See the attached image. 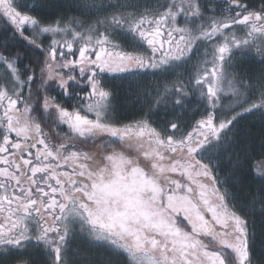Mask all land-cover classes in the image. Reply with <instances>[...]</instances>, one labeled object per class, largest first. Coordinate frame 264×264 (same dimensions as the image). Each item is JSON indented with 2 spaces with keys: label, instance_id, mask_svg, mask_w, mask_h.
<instances>
[{
  "label": "snow or ice",
  "instance_id": "obj_1",
  "mask_svg": "<svg viewBox=\"0 0 264 264\" xmlns=\"http://www.w3.org/2000/svg\"><path fill=\"white\" fill-rule=\"evenodd\" d=\"M47 7L0 0V264H92L83 236L123 264H257L264 139L238 129L264 118V0ZM115 80L152 81L139 117Z\"/></svg>",
  "mask_w": 264,
  "mask_h": 264
},
{
  "label": "trees",
  "instance_id": "obj_2",
  "mask_svg": "<svg viewBox=\"0 0 264 264\" xmlns=\"http://www.w3.org/2000/svg\"><path fill=\"white\" fill-rule=\"evenodd\" d=\"M43 3L49 5V7L45 8L44 11L50 12V11L56 10L54 5L59 3V2L55 1V2L50 3L49 1L43 0ZM76 13L77 12H75L74 10H71V9H69L65 12L66 15L78 16ZM151 86H152V83L151 84L149 83L148 87L144 86V85H142L141 87H138V85L136 86L134 84H127V85L125 84L124 85V84H117V83H116V85H111L112 90L117 97L116 104H114V107L116 109V111L114 112L115 117L117 119H120V118H129L130 119L132 117H139V115H141L142 113H141V100L137 98L138 89L149 88ZM161 108H163V106H161ZM146 110L147 109H145V111ZM157 111L159 114L153 117V120L155 123H162L165 118H170L168 113L163 112L159 109ZM184 119L188 120L186 117H184ZM125 122H127V120H125ZM239 128L244 129V133L242 134V136L239 134V129H238L239 137L241 139H243L244 141H246L251 148L255 149L256 143L254 141V138L258 134V132L256 133V129L261 128V127L257 125L255 120L248 119V120H245L244 122H242ZM244 181H245V183H249V184L252 183L250 178L247 176L244 178ZM243 186L244 185L241 184L238 186L237 189H234L235 191H237V195L240 196V199L242 201L246 200V193H242L238 189L243 188ZM256 214H259V213L257 212ZM255 231H256L257 242L262 241V239H259V238H260V236H262V233L264 234V226H261V224H260V216H258V217L256 216V230ZM255 242L252 246L253 259L257 262V264H264V261H263L264 260V254L262 253V251L264 249L262 248V250H261V244H256Z\"/></svg>",
  "mask_w": 264,
  "mask_h": 264
},
{
  "label": "flooded vegetation",
  "instance_id": "obj_3",
  "mask_svg": "<svg viewBox=\"0 0 264 264\" xmlns=\"http://www.w3.org/2000/svg\"><path fill=\"white\" fill-rule=\"evenodd\" d=\"M46 1H49V0H46ZM76 14L79 16V13H76ZM260 67L261 66L258 63V58H257L256 60H250V61H247V62L243 63L241 65V71L247 72L250 77H253L254 78L255 75L259 73ZM150 81L151 80H145V81L141 82L140 84H136V83L126 82V81H121V80H115L112 83V85H116V83H117V84H124V85L125 84L126 85L127 84H134L136 86L138 85V87H141L142 85H144V86H147L148 87V84L149 83L150 84L152 83V81L151 82ZM114 96H115V102H114V104H116L117 97H116L115 94H114ZM113 115L115 116L114 113H113ZM250 119L255 120V122L257 123V125L261 127V128H257L256 129V133L258 132V134L254 138V141H255L256 144H255V153H253V154L258 157L259 156V153L261 151V148H260L261 141H262V139H264V118H261L260 116H253ZM243 133H244V129L243 128H239V134L242 136ZM73 243L76 244V242H74V241H73ZM35 259L37 261V264H40V262L42 261L43 257L37 256Z\"/></svg>",
  "mask_w": 264,
  "mask_h": 264
},
{
  "label": "rangeland",
  "instance_id": "obj_4",
  "mask_svg": "<svg viewBox=\"0 0 264 264\" xmlns=\"http://www.w3.org/2000/svg\"><path fill=\"white\" fill-rule=\"evenodd\" d=\"M49 1L51 3V2H55V1H59V0H49ZM67 2H70V0H67ZM186 118L190 119L191 117L186 116ZM256 216L258 217L259 214H256ZM259 239H262V241L257 242V240L255 239V241H256L255 243L261 244V250H262V248L264 249V234L263 233ZM74 242H76V244H74V243L73 244L75 245V247L77 246V248L81 252L82 258L90 259L92 261V264H123V261L120 260L119 258L113 256L112 253H110L108 251L101 250V249L92 248L90 246V243H89V238L86 236L78 237ZM262 253L264 254V250L262 251Z\"/></svg>",
  "mask_w": 264,
  "mask_h": 264
}]
</instances>
